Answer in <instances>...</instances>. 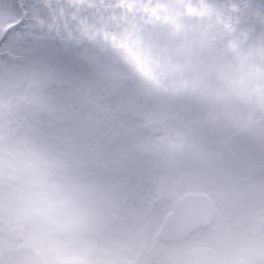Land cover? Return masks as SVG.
I'll return each mask as SVG.
<instances>
[{"label": "clouds", "instance_id": "9594fccd", "mask_svg": "<svg viewBox=\"0 0 264 264\" xmlns=\"http://www.w3.org/2000/svg\"><path fill=\"white\" fill-rule=\"evenodd\" d=\"M188 39L198 67L164 104L204 157L152 173V213L84 182L6 167L0 264H264V75L247 78L227 39Z\"/></svg>", "mask_w": 264, "mask_h": 264}, {"label": "trees", "instance_id": "16d2710c", "mask_svg": "<svg viewBox=\"0 0 264 264\" xmlns=\"http://www.w3.org/2000/svg\"><path fill=\"white\" fill-rule=\"evenodd\" d=\"M222 1L224 3V0ZM216 2L217 0H215L217 7ZM152 3H154L152 0H95L90 5H74L71 11L67 12L71 21L68 29L54 28L51 25H46V28L43 27L44 30H40L39 34L43 38L39 36L37 43L41 41L40 44H43L45 49L41 48L39 51L43 57H47V50L48 54L52 52L53 59H62L67 50L73 48L61 40L71 39L74 42L73 47L76 46L84 51L96 52L105 57L114 56L117 61H125V72L131 66H136L137 69L141 70L151 69L164 81L176 74L180 80L179 83L186 86V82L183 81L184 74L198 67L196 44L175 38L176 41L173 48L167 50L166 53L161 52L160 57L150 60L144 55L147 42H149L151 37L147 34L145 26H142L141 22L143 18L141 17L143 14H151L149 6ZM191 3L193 2L177 0V12L180 16L178 22L192 21L194 19L202 21L211 14L208 8L210 1L200 0V8L199 6L194 7L189 9L190 11H188L186 16L182 15V9L186 5L190 7L189 4ZM42 5L46 6L44 3ZM54 8L52 7V10H54L57 16H60V13H63L64 9L68 7H64L63 9L57 6L56 9ZM61 9L63 10L61 11ZM88 13L98 15L105 22V25L103 23V27L98 33L96 32L97 34L88 32L84 28L85 25L81 23L83 17L87 16ZM126 14L136 15L137 27L133 32L125 35L122 31H118L120 27L118 20L123 21L125 16H127ZM213 14L217 15L218 12ZM40 15L45 17L43 12ZM230 20L233 24L238 22L233 15H230ZM201 23V29L206 32L212 31L209 26L205 25V20ZM75 27L77 28L70 31ZM45 30H49L50 33H45ZM119 33H122L125 37ZM117 36H120V39L117 40ZM139 42L142 43V46L137 44ZM149 44L150 49L148 50H151L153 43ZM58 45H61V47H57ZM237 48L238 44L233 42L229 51L238 59L241 50L236 53ZM64 50L65 52H63ZM39 64L43 70L45 66L42 63ZM40 72L41 77L38 78L31 67L30 85L32 89H29L22 96V99L18 98L15 101L16 109L11 110V107L0 117V128H4L3 131L0 130V177L3 176L6 167L9 170H15L18 166L33 169L40 175L47 176L45 170L39 164L44 163L43 161H48L52 155H55L59 163L74 168L79 172L86 173L88 179L95 177L96 171L99 168L100 172L104 175V177H99V180L102 181L100 185L107 187L116 186L118 178L123 176L124 173L123 167H121V169L113 174L118 169L115 155L122 161L123 157L128 155V151L124 146L132 143L137 147L142 158L149 166L139 167L133 173H130V178L125 184L131 186L135 179L139 186L149 182L152 173L163 166L164 149L159 145H149L147 150H143L141 141L144 134L134 131L136 130V120L129 117L127 111L119 110L117 112L115 102L108 99L113 93V88L109 85L114 80L112 72L107 70L103 73L108 78V81L103 82L106 83L105 87L107 89L100 83V88L96 87L98 91L100 90V94L95 93L91 85L87 87L79 78L66 77L60 74L61 78L59 79H48L47 76L50 73L49 75H45L41 70ZM72 86L74 87L73 90H71ZM86 89L92 92L91 95L98 106L94 109L95 111L82 113V111L77 109L75 114L61 116V113L52 107V104L56 102L65 105L64 101L68 97L71 100L78 93L88 97ZM78 103L82 102L79 101ZM101 103L103 104L101 105ZM22 111H25V113L22 114ZM58 115L60 116L58 117ZM15 120L17 123H14ZM115 123L118 125H115ZM121 125L125 126V128ZM112 126L118 127L124 132L121 140L123 147L118 149L117 154L116 149L118 147L115 150H110L99 163L91 161L90 156H86L84 149L93 148L96 150L97 146L95 145L99 141L90 138V136L97 135L104 137L107 134V129H112ZM112 134L115 135L113 131ZM83 141L85 142V146L82 143ZM106 144H109V141H106ZM38 158L39 160L37 161ZM41 158L43 159L41 160ZM92 162L93 167L90 164ZM110 168L112 169L111 173L109 171ZM93 182L96 183L94 187L97 189L99 181L95 179ZM117 188L119 189V186ZM127 192L134 193V191H124L122 194L124 195Z\"/></svg>", "mask_w": 264, "mask_h": 264}, {"label": "rangeland", "instance_id": "374dc122", "mask_svg": "<svg viewBox=\"0 0 264 264\" xmlns=\"http://www.w3.org/2000/svg\"><path fill=\"white\" fill-rule=\"evenodd\" d=\"M34 1V0H33ZM66 4L65 7H68L64 9L63 13H60V16L52 14V20L53 23L56 24L57 27L68 29L69 26L68 20L69 15L67 12L71 11V8L75 6L81 5H87L93 3L95 0H63ZM174 0H169L167 3H163L162 0H156L154 3H152L149 6L150 15L145 18V29L149 37H151L149 43L155 44L157 41V36L161 38H166L167 41H170L168 39L170 38H179L184 41H189L192 43H195L194 41L188 39V36L191 33H198L199 30L196 28L195 23H189V22H183L181 24L176 22L177 18H180L178 13H175V6L173 5ZM200 0H195L193 3L190 4V7L185 9V14L190 11L189 9H192L194 7L200 6L199 5ZM232 3H237L239 0H231ZM245 5L248 8V11L244 14L245 16L249 17L251 20L247 21H241L232 25H212V29L214 30V34L218 36L219 34L224 35L225 39L228 41L230 40H236L240 41L243 40L242 37L246 40L247 49H244V47L241 50V56L238 58V61L241 64L242 72L247 78H251L253 75H264V50L261 49V47L258 44V38L259 36L264 32L263 27L257 22V15L255 14L256 11L261 9V4L264 2V0H245L243 1ZM219 8L216 7V4L214 1H211V6L209 9L217 10V9H228V11H233L234 13L238 14V11L230 9L232 6L228 4H224L222 0H217ZM31 14V12H30ZM5 19V11L3 12L0 8V26L4 24ZM252 21L253 24L249 26L242 25L243 23ZM82 24H84V28L88 30L90 33L98 32L102 28V20L98 16H89L86 17L81 21ZM179 24V25H178ZM233 27H236L234 31H231ZM77 27L71 29L70 31H73ZM246 28L248 33L241 34V30ZM127 32H132V28H123ZM211 37V36H210ZM208 37V38H210ZM257 37V38H256ZM116 39H120V36H117ZM155 41V43L153 42ZM183 41V42H184ZM147 43L148 49H150V44ZM157 46V45H156ZM156 46H152L151 50L155 49ZM15 48L14 46H5L0 47V68H3L4 70H8L13 75L14 79L19 78L21 74V69L18 67H15L14 64L11 61H8V58L6 55H4V51L6 49L13 50ZM26 48L28 46L26 45ZM16 51V50H15ZM18 52V51H17ZM16 53V52H15ZM19 53V52H18ZM33 58L35 60H44L43 57H41L39 54L33 55ZM254 60L255 63L248 65V61ZM44 63L47 65L46 68L48 71H50V75L47 76L48 79L52 78H61L62 74L66 77H75L79 78L81 82L87 85V87H91L93 89L100 88V83L103 87H105L106 83H103L105 81H108L107 76H105L103 73L107 70H110L114 76V80L112 84L110 85L113 88V93L109 96V99L112 98L115 102L119 104L120 107H130L132 110L135 111H143L144 106L147 107L148 102H152L151 98L154 96H159L160 100L159 102L161 104H164V101H166L168 98L173 97L176 95L177 87L178 86H185L184 84L179 83L178 81H172L167 86L161 88L156 80V77L152 74L145 73L141 76V80L143 82V88L141 90L131 89L129 87H126L123 84L122 75L124 74V71L121 69H124L123 67L116 64V62H111L107 59H102L98 56H93L89 53L76 50V49H69L67 50V53L62 59L54 58L52 61H44ZM119 68V70H118ZM121 70V71H120ZM36 74L38 77H41L40 72V66H37ZM94 82H90V81ZM27 81V80H25ZM28 88V85H27ZM30 89H32L30 85ZM74 87L72 86L73 90ZM105 89H107L105 87ZM100 91V90H99ZM19 96H23L25 91H18ZM98 92V91H97ZM9 97L8 95L0 89V105H7L9 103L8 101ZM73 101V102H72ZM65 105H61V103L56 102L52 104L57 112L61 113V116L64 115H71V109L76 105L75 100L68 98L64 101ZM157 107H159L157 105ZM66 108V109H65ZM154 113V112H153ZM60 115H58L59 117ZM171 124V125H170ZM142 126V125H141ZM168 128L167 133H171V140L168 143L170 147V153H168L165 156L164 165L171 164L172 166L167 168H181L187 165L191 162L192 159L197 158H203L205 155V148L203 145L195 143L191 141L182 131L181 127L180 129H177L174 123L166 120L165 118L161 119L158 126L155 128L156 134L163 139L162 131ZM150 142V141H148ZM135 151V150H134ZM131 156L128 157L126 171L127 173H133L136 170V164L139 163V156L138 153L135 151L134 153L130 154ZM149 166L148 164H145L144 167ZM130 178L129 175H123L119 177L121 181L127 182ZM146 187L145 189L148 190V182L141 185L140 188ZM132 188L134 193H137L138 190L136 188V179L134 180L132 184ZM152 196V195H151ZM141 208L146 213H152L154 211L153 205H151L149 202L145 201Z\"/></svg>", "mask_w": 264, "mask_h": 264}, {"label": "snow or ice", "instance_id": "6c2138e0", "mask_svg": "<svg viewBox=\"0 0 264 264\" xmlns=\"http://www.w3.org/2000/svg\"><path fill=\"white\" fill-rule=\"evenodd\" d=\"M258 18L261 20H264V9H260L256 11L255 13ZM23 27V21H21L20 25L13 24L10 29H8L2 38H0V47L5 46H14L18 42L16 40V34L21 31V28ZM38 54L36 51H31L27 53L28 56L36 55Z\"/></svg>", "mask_w": 264, "mask_h": 264}, {"label": "water", "instance_id": "95a60500", "mask_svg": "<svg viewBox=\"0 0 264 264\" xmlns=\"http://www.w3.org/2000/svg\"><path fill=\"white\" fill-rule=\"evenodd\" d=\"M234 151L238 153H242L244 151V146L243 145H238L235 147Z\"/></svg>", "mask_w": 264, "mask_h": 264}]
</instances>
